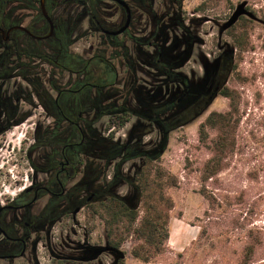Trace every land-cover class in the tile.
Returning <instances> with one entry per match:
<instances>
[{"label":"flooded vegetation","instance_id":"af4514ba","mask_svg":"<svg viewBox=\"0 0 264 264\" xmlns=\"http://www.w3.org/2000/svg\"><path fill=\"white\" fill-rule=\"evenodd\" d=\"M32 1L35 8L0 9V150L10 129L27 116L23 103L33 106L36 100L46 117L35 130L32 152L37 157L28 154L34 171L32 185L13 199L0 196V264H28L33 257L34 264H42L37 254L44 241L49 245V264H105L107 252L114 256L110 264H117L125 259L124 253L108 248L107 233L103 243L100 239L91 246L94 239L85 225L93 208L104 207L108 197L118 196L115 191L122 182L116 174L117 164L112 177L109 175L114 161L103 151L104 136L99 130L108 118L107 109L100 89L91 82L92 73L102 78L101 70L108 67L123 89L135 85L137 94L147 101L141 104L135 100L137 107H129L138 113L134 117L141 119L143 128L151 132L158 119L179 124L201 115L220 93L232 57L225 52L203 64L200 79L192 80L181 73L183 59L173 52L180 43L177 38L167 42V33L181 29L190 37L183 41L188 46L192 44V36L187 35H191L190 30L178 15L171 14L172 9L158 15L156 0H45L53 36L40 0ZM174 3L171 0V5ZM145 19H151L153 26L148 35ZM59 22H67L69 32L57 38ZM127 24L123 34L112 35ZM17 26L27 32L11 31ZM85 26L89 32L98 33L101 41L95 48L76 53L74 45L89 35L80 33ZM69 34L70 41L65 40ZM126 42L136 52L142 47L154 52L144 61ZM157 54L161 57L158 63L154 60ZM141 62L163 78L157 83L165 90L162 100L140 85ZM172 85L176 91L171 90ZM149 100L161 107L157 114L149 112ZM173 110L177 112L170 116ZM130 136L126 143L116 142L127 144Z\"/></svg>","mask_w":264,"mask_h":264},{"label":"rangeland","instance_id":"374dc122","mask_svg":"<svg viewBox=\"0 0 264 264\" xmlns=\"http://www.w3.org/2000/svg\"><path fill=\"white\" fill-rule=\"evenodd\" d=\"M174 1V5H171V0H156L155 11L161 15L166 9H172L171 14L178 15L184 21V27L190 30L191 35H187L192 36V44L188 46L183 44V41L190 37L181 29L167 33V42L171 43L177 38L180 43V47L173 51L174 56L180 55L182 62L188 57L181 65V73L192 80L195 77L200 79L204 73L203 64L211 63L225 52L231 54L232 63L223 86H230L239 99L240 122L237 140L240 149L234 160H230V154L226 159L229 166L219 177L223 190L216 197L215 210L209 211L210 203L200 194L204 188L198 171L208 159L209 152L204 151L202 147L199 128L212 114L227 111L229 100L219 93L201 115L172 130L164 148L162 132L157 127L153 128L143 139L142 149L154 153L163 149L161 158L146 165L140 159L130 160L123 164L121 169V173L130 179L136 177L137 170L143 169L140 175L143 183L137 181L141 191L139 201H134V188L123 181L115 193L137 207L135 211L139 220L134 227L138 226L143 218H147L159 225L160 236L163 229L167 228L171 237L167 246L158 245L157 249L146 246L150 258L148 262H142L132 256L134 248L140 246L136 241L137 236L126 234V241L121 250L125 255L124 264H239L244 246L241 236L244 233L229 231V223L237 212L231 196L235 191L256 187L249 199L257 202L255 225L264 227V195L258 198V192L263 185L253 184L249 179L251 173L261 169L260 164L264 161V24L260 22L264 21V0ZM244 3L246 10L253 12L257 20L243 18L228 32L222 31L223 25L237 7ZM143 26L148 30L146 35L152 32L151 19H145ZM84 31L89 35L74 45L76 53L81 54L89 47L95 48L101 41L100 35L89 32L87 26L80 33ZM126 45L133 50L134 55L144 61L154 52L146 47L136 52L130 42H126ZM141 65L143 71L138 77L140 85L148 92L153 91L162 100L165 90L157 83L163 81V78L151 72L146 62H141ZM23 87H27L26 84ZM171 90L176 91L174 85ZM33 103V106L22 104L26 118L19 126L10 129L3 139L0 150L1 199H13L23 189L32 185L34 171L28 154L31 153L34 159L37 157L36 153L32 152L35 130L46 118L39 103L36 100ZM131 104L137 107L135 101ZM176 112L177 110H173L169 115L172 116ZM109 121L110 118H106L99 130L104 138H110V134L114 133V141L120 143H126L133 128L141 123L139 117H134L122 128H110ZM120 161L118 159L111 165L110 177L115 165ZM109 205L108 197L105 208ZM90 215L91 218L85 225L94 239L91 241L92 246L94 242L97 243L101 239L103 243L106 239L108 214H105L104 210L96 214L92 209ZM201 231L204 235L198 238ZM48 246L44 241L39 247L37 255L42 264H49ZM104 247L103 244L102 248ZM104 259L105 264H110L114 261V256L107 252ZM34 260L35 257L30 261L31 264H34ZM257 264H264V261Z\"/></svg>","mask_w":264,"mask_h":264},{"label":"trees","instance_id":"16d2710c","mask_svg":"<svg viewBox=\"0 0 264 264\" xmlns=\"http://www.w3.org/2000/svg\"><path fill=\"white\" fill-rule=\"evenodd\" d=\"M33 3L34 2L32 0H0V9L23 8L25 6L35 8ZM243 18L252 20L248 16H242L234 26H236ZM234 26L230 29L234 28ZM67 32H69L68 23L59 22V26L56 30V37L60 38ZM70 38L69 34L65 40L70 41ZM68 45L69 44L65 45V49H67ZM117 54V57H119L120 54ZM125 57L127 58V56H123V59H125ZM159 59H161V57L157 54L154 60L158 63ZM231 63L232 58L229 61V67ZM161 64L164 63L161 62ZM101 71H103V77L100 78V76L95 75L93 72L91 82L94 86H96V88L100 89L99 96L106 104V115L110 118V128H122L132 117L137 116L138 114L129 107V104L135 100L141 104H145L147 99H145L141 93L137 94L135 85L131 86V84H128L126 90L123 89L122 83L117 82L116 75L112 69L107 67ZM236 84L237 83H234V85ZM93 88L94 87H91L90 91L92 96L95 92ZM38 90L39 92L41 91L40 89ZM220 94L229 100L230 103L228 110L212 114L204 123L201 124L199 128L202 147L204 148V151L209 152L208 159L203 163L201 168H198L204 188L200 191V194L210 203L209 211L215 210L214 205L217 202L216 197L223 190L221 188L223 183L219 177L229 166L226 163V159L230 154V160H234L240 149L237 140V133L239 130L238 123L240 122L238 96H236V92L232 90L230 86L226 85L220 90ZM49 98L51 99V95H49ZM148 102L147 107L149 112L157 114L161 110V107L158 108L153 101L149 100ZM194 118H196V115L183 119V121L179 124L174 120L163 122L158 119V124L157 122L156 124L154 123V128L157 127L162 132L164 143L163 148L165 147L169 133L172 130L188 123ZM151 132H148L147 128L144 129L143 126L139 124L133 128L130 141L127 144H120L114 141V133L110 134V138H101L102 143H104L103 151L108 155H111V160H121L117 166L116 174H120L119 179L134 188V201H139V198L141 197L140 186L137 184V181L140 184L143 183L140 176L143 169L137 170L136 177H134V179L125 177L121 173V169L123 164L130 160L140 159L142 163L146 165L149 162H154L161 158V152H146L142 149L141 144L143 139ZM212 134H214V137L211 138ZM260 167L261 169L256 170L254 173L249 175V179L253 184L257 183L263 185L262 189L258 192V198L264 195V161L260 164ZM116 179V184H119L117 182L118 177ZM144 184L146 185L145 182ZM210 188L211 190H209ZM255 188L256 187L251 186L249 189L241 190L240 192L235 191L234 195H231L233 205L236 207L235 209L237 212H235L234 217L229 223V231L232 233H244V235L241 236L244 241V246L240 256L241 263L239 264H257L264 261V227H257L255 225L257 202H252L249 199V195L255 191ZM109 199V206L105 208V204L104 207H98V209L93 208V210H95L96 214H100L103 210L105 214H108V221H106V225L108 228V236L110 238V244L108 245L110 250L121 253V247L126 241L125 235L134 234L137 236L136 241L140 246L138 248H134L132 256L142 262H148L150 257L145 248L146 246H153L157 249L158 245H168L170 232L167 228L163 229V233L160 236L161 233L159 225L147 218H143L139 221L138 226L134 227L139 220L138 214L135 211L137 207L132 206L128 200L115 195H112ZM101 208H103V210ZM203 235L204 232L201 231L198 238H201ZM119 260L117 261V264L125 263V259H123V261Z\"/></svg>","mask_w":264,"mask_h":264},{"label":"water","instance_id":"95a60500","mask_svg":"<svg viewBox=\"0 0 264 264\" xmlns=\"http://www.w3.org/2000/svg\"><path fill=\"white\" fill-rule=\"evenodd\" d=\"M40 2H41V8H42V11H43V15L48 20V22L50 23V28H51L50 36H53L54 26H53V23H52V21L50 20V18L48 16L47 12H46L45 0H40ZM245 7H246L245 3L241 4L240 6L237 7V9L233 13V15L230 17V19L223 25L222 31H226V30L230 29L232 26H234L238 22L240 17H242V16H248L252 20H257V17L253 13H251L250 11L246 10ZM260 22L264 24V21L260 20ZM127 28H128V24L124 28L120 29L119 31H117L115 33H112V35L113 36H119V35L123 34L127 30ZM12 30H19V31L27 32L26 28L21 27V26L14 27L13 29H11V31ZM46 38H49V37H46ZM187 59H188V57H186V59H184L182 64H184V62ZM217 95L218 94H216L215 96H217ZM160 152L163 154L164 150L162 149Z\"/></svg>","mask_w":264,"mask_h":264},{"label":"crops","instance_id":"0c3cea01","mask_svg":"<svg viewBox=\"0 0 264 264\" xmlns=\"http://www.w3.org/2000/svg\"><path fill=\"white\" fill-rule=\"evenodd\" d=\"M171 237V236H170ZM170 237H169V241H170ZM169 241H168V243H169Z\"/></svg>","mask_w":264,"mask_h":264}]
</instances>
